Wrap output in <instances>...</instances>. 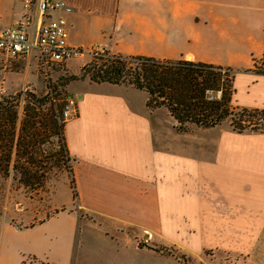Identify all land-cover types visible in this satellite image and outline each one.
<instances>
[{
  "label": "crops",
  "instance_id": "1",
  "mask_svg": "<svg viewBox=\"0 0 264 264\" xmlns=\"http://www.w3.org/2000/svg\"><path fill=\"white\" fill-rule=\"evenodd\" d=\"M19 1L0 0V25L22 15ZM61 1L70 8L61 13L70 47L221 67L235 63L222 65L201 56L196 47L206 33H197L196 23L226 31L224 17L237 22L244 12H264V0ZM256 59L258 64L251 60L246 70L235 69L233 107L264 111V73L256 67L264 71V52ZM243 76L245 84L238 91L234 83ZM110 88L116 93L136 91ZM119 103L114 93L77 96V115L65 122L64 138L72 178L86 179L89 197L92 190H103L123 200L107 203L115 209L106 215L133 248L139 244L136 237L143 238L141 245L148 248L139 258L176 264H202L206 258L264 262V132L239 133L230 124L224 128L223 122L213 129L178 133L174 123L158 113L161 109L150 112L144 103L143 112L137 113ZM159 116L163 119L153 122L149 131L147 118ZM172 247L185 249H178V255Z\"/></svg>",
  "mask_w": 264,
  "mask_h": 264
},
{
  "label": "rangeland",
  "instance_id": "2",
  "mask_svg": "<svg viewBox=\"0 0 264 264\" xmlns=\"http://www.w3.org/2000/svg\"><path fill=\"white\" fill-rule=\"evenodd\" d=\"M242 2L246 4L245 0ZM237 19V22H234L230 17L223 18L221 24L227 29L226 31L220 29L215 31L210 23L204 28L201 22L196 23V32L202 34L204 30L206 33L203 35L204 43L198 45L196 50L202 57L221 62L222 65L228 62L235 63V66H229L234 73L235 69L246 70L251 67V60L258 64L256 58L259 52H264V12L247 11L239 14ZM0 28H4V25L1 24ZM191 46L192 43L183 44L180 50ZM94 55L95 51L83 52L82 56L70 59L64 66L53 67V70L48 68L47 72L32 56L19 60L0 58V97L14 95L19 91L44 95L48 91V85L57 86L71 75L80 76L81 67L89 63ZM256 67L258 71L263 69L262 66L256 65ZM244 78V76L237 78L234 83L238 91H241L245 84ZM84 80L89 79L85 77L62 87L69 95L64 109L69 101L75 103L72 117L76 116L78 111L77 96L85 92L92 93V97H105L114 93L121 106L131 109L132 112H143L146 95L142 92L116 93L110 85H96ZM23 104L20 103L21 107ZM158 113L168 123H174L163 109ZM54 115L58 117L59 113L54 110ZM161 116L151 120L147 118V121H151L146 124L149 131L153 130L151 126L153 122L163 119ZM230 123L231 120L227 119L222 126L225 128ZM250 128L251 126H248L246 131H250ZM190 129L185 134L199 130L193 126ZM258 130L264 131V123L258 126ZM211 134L215 136L216 133ZM112 139L118 141L115 135H112ZM57 140L58 137L50 138L39 147L43 154L39 165L47 168L42 169V171L46 170V176L44 186L40 190L32 192L25 190L13 174L8 178L0 174V264H176L159 258L152 260L139 258L140 252L148 248L146 245H141L143 238L136 237L139 243L137 245L143 247L138 246V249L136 245L133 248L125 242L126 233L113 228L112 223L116 222L106 213L107 210L113 212L115 207L114 204L110 206L107 203L111 201L122 204L121 198L106 195L103 190L97 192L92 190V198L89 197L85 178H74L76 198H73V190L69 185L72 162L70 157L67 162L64 155L63 158L61 154H56L60 152ZM53 156H55L54 160L51 159ZM6 223L12 226V230L7 232L4 229L3 224ZM173 249L179 255L178 249L185 248ZM204 253L210 255V252ZM190 264L200 263L191 261ZM202 264H264V262L238 259L225 263L218 258L214 260L206 258L205 263Z\"/></svg>",
  "mask_w": 264,
  "mask_h": 264
},
{
  "label": "trees",
  "instance_id": "3",
  "mask_svg": "<svg viewBox=\"0 0 264 264\" xmlns=\"http://www.w3.org/2000/svg\"><path fill=\"white\" fill-rule=\"evenodd\" d=\"M80 72V76L71 75L60 85H48L44 95L19 91L0 97V174L4 178L13 174L18 183L31 192L43 188L46 170L42 169L46 167L39 165L43 159L39 147L50 138L58 137L60 152L56 154L65 156L69 162L62 120L69 95L63 88L85 77L91 83L131 87L146 94V109L166 111L178 133H188L191 126L199 130L213 129L227 119L239 133L246 131L248 126H251L250 131H259L258 126L264 123L263 110L231 105L235 75L230 67L185 59L129 57L105 50L95 54ZM21 102L24 103L22 107ZM54 110L59 113L58 117ZM69 185L76 198L72 176Z\"/></svg>",
  "mask_w": 264,
  "mask_h": 264
},
{
  "label": "built area",
  "instance_id": "4",
  "mask_svg": "<svg viewBox=\"0 0 264 264\" xmlns=\"http://www.w3.org/2000/svg\"><path fill=\"white\" fill-rule=\"evenodd\" d=\"M20 3L22 15L0 28V58L19 60L32 56L47 72L48 68L53 70L82 56L81 49L68 45L66 23L61 13L70 12V8L63 1L20 0ZM99 52L102 51H95V54ZM72 110L75 112V103L69 101L62 111L64 122L72 117Z\"/></svg>",
  "mask_w": 264,
  "mask_h": 264
},
{
  "label": "water",
  "instance_id": "5",
  "mask_svg": "<svg viewBox=\"0 0 264 264\" xmlns=\"http://www.w3.org/2000/svg\"><path fill=\"white\" fill-rule=\"evenodd\" d=\"M48 2H51V0H48Z\"/></svg>",
  "mask_w": 264,
  "mask_h": 264
}]
</instances>
